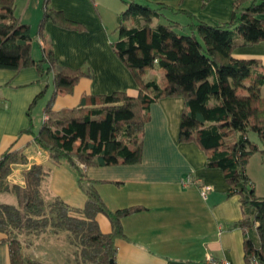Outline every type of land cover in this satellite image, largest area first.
<instances>
[{"label":"trees","instance_id":"obj_1","mask_svg":"<svg viewBox=\"0 0 264 264\" xmlns=\"http://www.w3.org/2000/svg\"><path fill=\"white\" fill-rule=\"evenodd\" d=\"M125 2L113 47L138 83L139 95L85 94L80 106L56 110L57 92H72L85 76L78 69L59 68L53 79L55 91L45 108L48 118L35 135V142L55 163L67 161L77 170L87 195L85 206L75 209L58 197L46 204L41 182L47 171L42 164L24 170V187L10 184L7 178L13 166L26 163L27 156L12 147L0 155V192L17 198V204L0 202V232L10 242L11 264H40L24 253L20 235L23 229L47 227L68 231L80 264H116V240L124 236L122 220L141 207L110 209L83 166L139 162L149 106L162 97L184 99L179 139L195 140L208 152V165L224 170L229 193L239 194L243 206V218L236 224L246 232L247 261L255 256L264 264V197L256 195L245 170L253 153L260 151L264 160V66L257 59L233 57L237 47L264 40V19L258 16L264 13V0H235L231 19L220 24H209L186 9L166 4ZM164 11L185 14L190 23L182 25ZM153 18L158 19L156 24L151 23ZM47 20L81 29L53 8H46L42 25ZM39 34L43 55L35 60L31 26L15 15V0H0V69L34 66L40 75H49L56 68V57ZM155 68L165 70L164 87L158 78L147 80V73ZM31 129L32 125L26 131ZM251 131L260 138L261 148L251 141ZM99 213L111 221V232L100 229Z\"/></svg>","mask_w":264,"mask_h":264},{"label":"crops","instance_id":"obj_2","mask_svg":"<svg viewBox=\"0 0 264 264\" xmlns=\"http://www.w3.org/2000/svg\"><path fill=\"white\" fill-rule=\"evenodd\" d=\"M136 1L186 9L197 19L220 24L231 19L235 0ZM125 4V0H26L17 18L31 26L32 55L35 60L42 58L41 32L54 51L56 68L49 75H40L34 66L0 69V155L12 147L27 156L26 163L13 166L7 178L10 184L24 187V170L34 163L42 164L50 172L45 180L53 199L61 198L75 209L85 206L87 195L79 185L77 170L67 161L55 163L35 142V135L45 121V108L55 91L53 79L59 68L78 69L85 76L76 84L75 92H57L53 102L56 110L80 106L85 94L125 91L139 95L138 83L113 47L118 37V16L127 7L126 4L123 8ZM46 8L61 11L81 29L66 28L52 20L42 25ZM165 14L172 20L185 15ZM258 16L264 19V13ZM157 21L153 18L151 23ZM180 23L188 25L190 19ZM233 57L257 59L264 66V40L237 47ZM154 78H158L162 87L167 84L163 68L147 73V80ZM184 106L182 97H162L150 104V119L141 134L143 152L139 162L83 166L110 209L141 207L122 220L124 236L116 240V264H206L209 255L228 258L232 264H250L245 254L246 232L236 224L243 218L240 195L229 193L224 170L208 165L205 149L195 140L179 139ZM31 125V132L26 131ZM247 165L246 174L256 195L264 197V187ZM259 170L264 172L262 167ZM202 184L212 187L205 196ZM12 196L13 201L5 198L0 202L17 204L16 196ZM97 221L104 233L112 231L105 214H97ZM48 230L42 243H26L20 237L24 253L40 264H80L73 243L67 241L68 231H55L56 237H52ZM6 237L0 232V264H11L10 242L4 240ZM36 243L39 248L34 246Z\"/></svg>","mask_w":264,"mask_h":264},{"label":"rangeland","instance_id":"obj_3","mask_svg":"<svg viewBox=\"0 0 264 264\" xmlns=\"http://www.w3.org/2000/svg\"><path fill=\"white\" fill-rule=\"evenodd\" d=\"M130 1V0H129ZM25 3H26V0H16V3H15V14H16V16L17 17H19V16H21V12H22V9H23V6H25ZM127 4V3H126ZM126 4L125 5H123V8H125V6H126ZM126 9V8H125ZM174 15V14H173ZM189 21V19L185 16V15H180V16H178V17H176V18H174L176 21H179V22H186V19ZM37 42V41H36ZM36 42H35V44H36ZM38 43V42H37ZM83 79V78H82ZM82 83H84V81L82 82ZM75 89H76V87H75ZM51 92H52V90H51ZM51 92H50V94H51ZM74 92H75V90H74ZM73 92V93H74ZM72 93V94H73ZM59 102V104L61 103V100H59L58 101ZM45 117H46V119L48 118V114L45 112ZM45 119V120H46ZM249 136H250V139H251V141L252 142H254V143H258L259 144V146L260 147H262V143H261V141H260V138L258 137V135L255 133V132H253V131H251L250 133H249ZM41 147V146H40ZM43 150H45V149H43ZM45 151H47V150H45ZM48 152V151H47ZM49 153V152H48ZM262 158H263V155H262V153H260L259 151L258 152H255V153H253L250 157H249V162H248V165H250L249 166V169L252 171V174H254V175H256L257 177H258V179H257V177H256V180H257V182H258V184L260 185V186H262V188L264 187V172H261L260 170H259V167L261 168H263V170H264V160H263V162H262ZM247 165V166H248ZM12 172V171H11ZM10 172V173H11ZM50 174V172H47V174H46V176L44 177V179L42 180V182H41V192H42V195H43V198H44V200H45V203L46 204H49V203H51V202H53V196L51 195V193L49 192V185H48V181H46L45 180V178L48 176ZM11 196H12V193H9V192H6L5 194H1L0 193V200H5V198H6V200L7 201H13V196H12V198H11ZM15 198V197H14ZM10 203V202H9ZM16 203V202H15ZM49 209L47 208V211H48ZM30 229V228H29ZM29 229H23V233L20 235V237H21V239L23 240V241H25L26 243H29L30 242V244H31V242L33 243L34 241L35 242H37V243H42V242H45V230H47V229H50V230H48V231H51V233H53L52 234V237H56V235H55V228H52V227H47V228H45V230H43V229H40V228H38L37 230H31V231H29ZM47 234V233H46ZM47 236V235H46ZM71 237L69 236H67V241H70L71 242ZM35 244L34 246L36 247V248H39V246H37V245H39V244ZM72 243V242H71ZM29 244V245H30ZM28 248H29V246H28ZM73 249H74V251H75V256L76 257H78V252H77V248L73 245ZM31 250H33L31 247H30V251ZM79 262H81V261H79Z\"/></svg>","mask_w":264,"mask_h":264},{"label":"built area","instance_id":"obj_4","mask_svg":"<svg viewBox=\"0 0 264 264\" xmlns=\"http://www.w3.org/2000/svg\"><path fill=\"white\" fill-rule=\"evenodd\" d=\"M45 119H46V117H45ZM196 182L198 184L200 183L199 181H196ZM200 187H201V192L204 196L206 195L207 191H209V189L212 188L211 186L204 185V184L200 185ZM249 261H250V264H259V261L255 256H252ZM206 264H232V262L228 258H215V257H212L209 255L207 257Z\"/></svg>","mask_w":264,"mask_h":264}]
</instances>
